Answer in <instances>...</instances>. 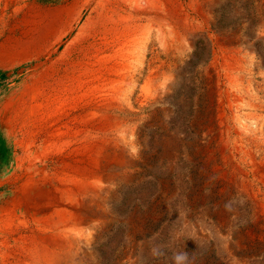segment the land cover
Masks as SVG:
<instances>
[{
	"label": "rangeland",
	"instance_id": "374dc122",
	"mask_svg": "<svg viewBox=\"0 0 264 264\" xmlns=\"http://www.w3.org/2000/svg\"><path fill=\"white\" fill-rule=\"evenodd\" d=\"M74 1L0 0V49L10 37H23L33 7L61 9ZM111 3L114 0H97L92 11L82 9L74 29L55 44L53 58L63 68L94 67L105 77L108 67L117 66L118 74L111 77L114 91L106 85L100 92H115L111 96L129 111L126 117L120 115L126 118L120 132L127 148L126 167L112 169L116 178L103 205L86 227L72 230L77 244L70 248L66 264H264V161L259 154L262 164L257 171L245 158L239 159L241 153L233 158V136L229 140L224 136L227 126L241 131L242 124L264 136V111L257 112L259 124L247 117V107L236 112L226 96L224 68L217 67L219 78L209 69L217 50L212 39L237 37L252 70L244 82L247 86L249 81L250 96L244 94L243 103L264 104V15L256 0H214L202 15L184 7L187 33L141 20L129 36L105 31L97 20L95 13L109 12ZM177 14L180 21L181 11ZM122 50H131L128 65L136 82H122ZM153 70L169 76L166 92L157 100L147 99L142 90ZM30 82L26 63L18 67L0 60V114L4 101ZM75 86L64 98H80L84 90ZM216 106L225 113L222 125L215 121ZM0 143V195H8L12 152L8 126L0 125ZM49 177L55 181L58 173L52 170ZM28 225L33 227L32 221Z\"/></svg>",
	"mask_w": 264,
	"mask_h": 264
},
{
	"label": "bare ground",
	"instance_id": "6f19581e",
	"mask_svg": "<svg viewBox=\"0 0 264 264\" xmlns=\"http://www.w3.org/2000/svg\"><path fill=\"white\" fill-rule=\"evenodd\" d=\"M96 1L75 0L61 9L33 7L34 13L24 22L23 37H10L0 49V60L15 62L18 67H23L26 63L31 79L29 85L22 86L20 93L4 101L0 114V125L4 128L8 126L13 152L9 154L7 167L11 184L8 195H0L3 202L0 205V224L3 227L0 230L1 264H66L70 248L77 244L71 237L72 230L75 227H86L95 216V211L103 205L105 195L110 192V185L116 178L112 169L126 167L124 158L127 148L123 146L126 144L125 138L120 133L126 118L120 115L125 116L129 111L117 101V97H112L115 92L111 87L115 85V79L111 77L118 74V67H108L104 77L94 67H85L84 70L63 68L53 58L55 44L74 29L82 9L91 10ZM213 2L214 0H114L109 12L95 15L102 22L105 31H121L127 36L138 28L141 20L154 21L160 26L180 27L187 33L190 28L189 21H185L188 17L184 7L202 15L205 8ZM256 2L259 14L264 15V0ZM178 11H181L180 21L174 17L178 16ZM203 19L207 24L208 20L204 15ZM176 39H179L178 36ZM212 40L217 50L213 52L209 69L213 70L214 77L219 78L217 67L224 68L225 73L222 75L225 74L229 82L227 98L236 106V112L240 113L242 107H247L250 111L247 117L259 124L257 112L264 111V104L243 103V95L250 96L249 81L247 86L244 82L247 80L246 76H251L252 70L246 66L242 50L238 47V38ZM131 55V50H122L124 63L120 74L123 83L138 81L135 74H130L132 68L128 62L132 60ZM167 74L162 70L149 73L142 86L147 99L157 100L156 97L161 98L166 92L169 80ZM103 77L100 83L97 82ZM78 80L81 82L75 86ZM106 85H110L113 90L112 96L101 93ZM74 86L77 90H84L80 98H64V95L72 92ZM56 91H59V95L55 94ZM214 91L213 94L216 95L217 91ZM221 111L218 106L215 107L214 117L219 125H222L225 117V113ZM232 117L231 115L230 118ZM241 127V131L233 125L225 128L223 135L227 140L233 136L234 145L237 146L233 145L235 153L230 151L231 156L235 158L241 153L239 159L245 158L253 169L259 171L257 165L264 161V136L257 129L252 130L243 124ZM7 138L6 141L9 140ZM222 150H226V147ZM259 154L262 155V161L259 160ZM52 170L58 173L55 181L49 177ZM31 221L33 227L28 225ZM46 230L50 232L48 235L45 234ZM63 250L67 251L62 253ZM9 259L12 261L9 262Z\"/></svg>",
	"mask_w": 264,
	"mask_h": 264
}]
</instances>
